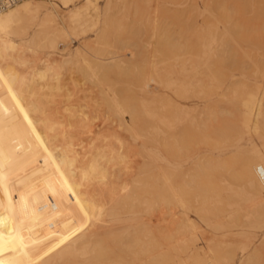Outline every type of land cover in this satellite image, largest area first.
Listing matches in <instances>:
<instances>
[{"label":"rangeland","instance_id":"rangeland-1","mask_svg":"<svg viewBox=\"0 0 264 264\" xmlns=\"http://www.w3.org/2000/svg\"><path fill=\"white\" fill-rule=\"evenodd\" d=\"M154 1L90 0L85 3L84 0H66V3L63 4V0H57V3L62 4L59 6L62 20L58 19L57 22L64 23V28L57 29L54 26L55 21H48L43 30L34 32L35 25L25 22L20 23L7 34V42L0 40V73L8 75L9 80H13L14 83L16 82L15 84H18L17 79L20 75L30 76L35 72H41L44 67H40V65L45 64L46 58L49 57L47 55H51L53 52L64 59H70L71 62L82 63L84 61L82 59H86V56H88L87 59L90 58L87 52L83 51L87 43H93L98 47L101 55L106 54L96 62H91L92 69L100 74L105 73L119 59L123 58L122 61H118L120 67L122 64L127 65L131 56L141 57L140 61L143 60L142 57L147 56L144 60L147 62L145 68L152 66L150 64L155 61L156 66L159 67L161 62L157 61H160L161 56L157 55V57L159 56L157 58L156 52L154 55L151 52L154 49L151 48L161 32H171L175 36L177 35L181 41L185 40V36L188 40L192 37V41H196L195 35H199L201 38L205 37L202 42L204 45H208L205 47L199 43L195 54H180L176 61L170 59L164 62L165 66H170L169 76L178 77V80L188 87L185 95L177 97L180 99L179 103L183 113L176 125L180 132L184 126L191 127V133L187 138H183L180 133V137L178 136L176 144L171 149L162 143L163 134L154 131L157 126H161L157 120L146 121L147 124L143 130L136 128L127 130L122 127V122L119 119L115 123L114 119L104 121L105 119L98 118L86 124L85 127L77 125L73 128L76 131L70 139L71 142L76 143L73 147L68 145L69 141L57 139L52 142L49 149L31 150V154L28 155L27 170L39 172H53L52 167L56 158L65 153L67 169L74 173L80 160L94 146L106 151L108 157L116 155L114 162L110 165L112 171L106 172L102 169L96 174L85 176L83 182L75 185L73 191H78L81 194L79 200L75 199L71 203L56 201L50 205L51 207L47 209L48 212L59 210L68 214L77 225L75 229L69 231H50L49 238L54 244L66 245L72 242L77 249H90L96 244H100L109 249L112 264H144L147 257L121 259L122 252L119 249L128 246L132 240L142 244L145 238L163 233L173 221H179L185 225L183 233L187 253L177 250L179 249L178 242L173 239L157 242L155 245L157 252H168L167 254H170L169 256L175 264H193L192 258L194 257L203 260L211 259L209 264H242L243 257L254 248H259L260 242L264 238V227H259L258 223H251L250 216H247L251 208L244 200L245 195L242 187H236L238 193L230 198L229 201H233L232 206L228 204V199L222 196L216 215L212 214L211 210L218 203L211 201L206 203L208 211L202 209L203 196L197 192L189 204L173 201L169 210L162 213L161 216L146 209L144 202L146 199L150 200V193H141L140 199L143 202H140L141 204L136 207H129L113 198L115 196H111L106 189L107 186H125L134 183L135 178L138 181L146 180V177L150 176H152L148 179L150 187L156 188L166 181L165 177L168 175L184 176L186 172L193 170L195 173H199L200 165L197 162L204 158L213 163V161L228 157L238 147H246L251 143L257 144L254 135L240 129L238 117H241V107H243L239 99L244 85L252 86L251 88L264 87V0ZM106 18L109 25H106L104 20ZM103 27L108 30L106 39L108 38L109 41L105 39L103 42L104 38L99 37ZM210 30L216 37L209 43L208 33ZM114 33L119 34V37L114 36ZM193 34L195 35L193 36ZM204 47L205 51H203ZM77 48L81 49L80 54L74 52ZM116 50L118 51L116 52ZM103 52L105 53L103 54ZM128 52L135 53L130 55ZM128 54L129 57L127 56L128 59L125 60L129 62L126 63L124 58H127ZM82 55L84 57L81 58ZM108 56L115 57L111 59ZM149 56L156 59L150 57L149 60ZM117 58L119 59L117 60ZM138 61L135 62L141 64ZM145 62L143 66L141 64L143 68ZM116 66L118 67V65ZM130 66L132 68V64ZM154 66L155 63L152 68ZM208 66L212 68L211 70L216 73V76H211L207 72ZM127 67L122 68L128 70ZM96 76L100 77L97 74ZM81 77L82 79H77L80 82L78 81L79 83L77 82L76 85H80L79 89L82 90L78 92L79 89L74 84L75 90L78 92L75 94L85 101V99L88 100L89 95L96 93L95 91L99 92L100 84L92 83L82 75ZM110 77L114 78V81L110 78V80L107 79L113 81L110 92L112 89L116 90L117 87L116 91L118 92L131 87L132 94L138 93V88L134 84L127 83L130 80L118 79L113 75ZM222 79L224 80L223 84L228 85L224 90H221L220 87ZM107 80L105 81L108 82ZM229 80L235 82L231 81L232 84H228ZM105 81L104 84L102 83V87L104 90H108L111 82L109 85L108 83L105 85ZM72 85L71 82V87H73L69 86L71 90L74 89ZM161 90L175 96L172 95V91L169 92L170 89H167L168 91ZM110 92L108 91V93ZM6 94L7 84L0 81V99ZM85 117L88 118V115L85 114ZM230 122L234 127L230 125L232 129H235V131L232 130L235 134L227 137L213 132L212 129L215 126L221 127ZM53 123L58 124L56 121ZM123 154H128L131 161L138 165L133 168H124L126 170L121 168L122 164L119 161ZM10 158L18 162L21 161L19 157L10 152L0 153L1 160L7 161ZM140 164L144 166H140ZM118 173L120 174L118 175ZM22 176L23 173H19V177L23 178ZM52 176L55 177V174ZM173 179L172 181L176 180V178ZM204 197L208 199L210 196L204 195ZM110 232L112 234L109 236ZM63 237H67V239H62ZM215 250L219 254H213ZM258 250L259 261L264 264V247ZM55 258L56 256L51 257L50 264H55L52 261ZM212 260L215 263H212Z\"/></svg>","mask_w":264,"mask_h":264},{"label":"bare ground","instance_id":"bare-ground-1","mask_svg":"<svg viewBox=\"0 0 264 264\" xmlns=\"http://www.w3.org/2000/svg\"><path fill=\"white\" fill-rule=\"evenodd\" d=\"M89 1L84 0L85 3ZM65 3L66 0H63V4ZM59 6H62V4L57 3V0H19L0 9V40H8L7 34L14 27L25 22L35 25L34 32L43 30L48 21H55L54 26L57 29L64 28V23L57 22L58 19L62 20ZM105 17L108 18L106 15ZM107 18L104 20L106 25H109L107 24ZM107 31V28L103 27L100 32L99 37L104 38L103 42L106 39ZM213 33H211V30L209 31L208 42L215 39L216 35ZM118 35L115 34L114 36L119 37ZM190 37L189 35V39ZM101 38L99 39L101 40ZM195 38L196 41H192V37L190 41L185 36V40L181 41L177 35L175 36L171 32L159 33L155 44H152L153 47L151 48L154 49V51H151L154 55L156 52V57L157 55L161 56L160 61H157L161 62L159 67L156 66L154 60L155 62L152 61L153 63L150 64L153 66L155 63L153 68L152 66L145 68L147 62L144 60L147 56L142 57V61H140L141 57L136 56V59L131 56L129 58L130 62L126 61L125 59H128L130 54L128 52L129 54L126 55L128 57L124 60L129 63L127 65L122 64V67L125 68L132 64V68L130 65V68L127 67L128 70L120 67L118 61L123 60L120 57L122 60L117 58V60L119 59L117 63L109 67L105 73H96L91 67V62H96L106 54L103 52L104 55H101L98 47L94 46L93 43H87L83 51L87 52L90 58L87 59L88 56H86V59H82L84 60L82 63L71 62L70 59H64L53 52V54L47 55L49 57L46 58V63L40 65V67H44L41 72L27 75L28 77L20 75L21 77L19 76V79H17L18 84H15L16 82L14 83L13 80L10 81L9 76L5 73H0V81L7 84V94L0 99V153L10 152L21 160L18 162L13 158L7 161L0 159V264H50L53 256H56L52 260L55 264H112L109 249L100 244H96L90 249H77L72 242L66 245L54 244L52 239L49 238L50 231H69L75 229L77 224L71 220L68 214H64L59 210L48 212L47 209L56 201L71 203L75 199L79 200L81 194L78 191H73L75 185L83 182L85 176L96 174L102 169L106 172L112 171L110 165L114 162L116 155L113 154L112 157H108L106 151L94 146L80 160L74 173L67 169L65 153L56 158L52 167L53 172L28 171V155L34 149H49L52 142L57 139H60L59 141H69L68 145L73 147L76 144L70 141L76 133L73 128L77 125L85 127L86 124L98 118L105 119L104 121L114 119L115 123L119 119L122 122V127L127 130H132V128L143 130L146 127V121L157 120L161 123V126H157L154 131L163 134L162 143L169 149L176 144L180 133L183 138L189 137L191 127L184 126L180 132L176 125L183 113L179 103L180 99L177 97L185 95L188 87L182 84L178 77L172 78V76H169L171 73L170 66H165L164 62L170 59L176 61V59H179L180 54H195L199 43L202 46H208L202 42L205 37L201 38V36L195 35ZM107 41L106 43H108ZM205 47L203 51H205ZM128 48L126 49L129 50ZM80 50V48H77L74 52L80 54ZM124 53L126 54V52ZM134 53L130 55H134ZM83 55L81 58L84 57ZM152 56H149V60L150 57L155 58ZM108 57L114 59L113 56V58ZM138 58L142 66L145 62L144 68L141 64L135 62L138 61ZM37 69L39 70V67ZM211 69L208 66L207 72L211 76H216V73ZM172 71L174 72V69ZM174 73L176 75V72ZM77 74H81L85 79L91 80L92 83L100 84L99 92L95 91L96 93L93 94L91 90L93 95H89V98H87V94L86 98L88 100L85 99V101H82L79 95L77 97L75 93L82 90L79 89L80 85H76L80 82L79 78L82 79L81 75L77 78ZM112 75L115 78L118 77V79L130 80V82H126L134 84L138 88V93L136 95L132 94L131 90L133 91V89L131 87H128V90L124 87L125 90L122 89L121 92L116 91L117 87L116 90L112 89L110 92V86L114 81V78L110 77ZM172 75L174 76V74ZM109 78L113 81H109ZM77 79H79V82ZM104 81L105 85H107L106 83L109 85L111 82L109 89L107 88L108 90H104L102 87ZM223 81V79L220 81L221 90L228 87L225 83L223 84ZM231 81L233 82V80ZM71 82L72 86L74 84L77 86L78 92L75 90V86L71 90L73 88ZM244 87L239 99L240 104L243 106L241 107L242 110L239 108L241 110V117H238L240 120L239 127L243 132L246 131L254 135L257 144L251 143L246 147H238L228 157L218 159L213 163L211 160L204 158L197 162L200 165L198 168L199 173H195V170H193L186 172L184 176L175 175L173 177L168 175V177H165L167 182L164 178L165 182L156 188L150 187L148 179L152 176L139 181L135 178L133 184L125 186H107L106 189L110 192V195L115 196L113 198L127 204L129 207H136V205L141 204L140 202H143L140 199V194L150 193V200L146 199L144 202L146 209L152 210L157 216H161L162 213L169 210L173 201L189 204L198 192L203 196L202 209L208 211L209 208L206 203L211 201L218 203L211 210L212 214L216 215L222 196L226 197L228 204L232 206L233 201H229L230 198L238 193L236 187H242L245 195L244 200L247 202V206L251 208L247 216H250L251 223H258L259 227H264V87L255 86L251 88L252 86L248 85H244ZM161 89H170L169 92L172 91V95L175 96L173 97L169 95L170 93L167 94ZM85 114L88 115V118L85 117ZM54 121L58 124H54ZM230 123L221 127L215 126L212 130L219 135L229 137L235 134L233 132L235 129H232L233 125ZM238 131L240 132V130ZM55 137L59 138L55 139ZM119 163L122 164L121 168L123 169L138 165L131 161L128 154L121 155ZM140 166L144 165L140 164ZM19 173H23V178L19 177ZM53 174H55V177L52 176ZM172 177L176 180L172 181L174 180ZM167 178H169V181ZM219 189L221 190L219 191ZM204 195L210 197L207 199ZM184 230L185 225L182 222L173 221L165 232L145 238L142 244L135 243V240H132L128 246L120 248L119 251L122 252L121 259L147 257L144 264H175L173 259L171 260L170 254H167L168 252H157L155 245L157 242L173 239L178 242L179 249L177 250L186 252L187 245L184 244ZM111 234L112 232L109 236ZM62 239H67V237ZM262 247H264V238H262L259 248L262 249ZM259 248H254L248 255H245L242 264H261L259 261ZM217 250L213 251V254H219ZM80 255H83V257H80ZM192 261L193 264L211 263V259L203 260L199 257L192 258Z\"/></svg>","mask_w":264,"mask_h":264},{"label":"built area","instance_id":"built-area-1","mask_svg":"<svg viewBox=\"0 0 264 264\" xmlns=\"http://www.w3.org/2000/svg\"><path fill=\"white\" fill-rule=\"evenodd\" d=\"M19 0H0V9L10 6Z\"/></svg>","mask_w":264,"mask_h":264}]
</instances>
